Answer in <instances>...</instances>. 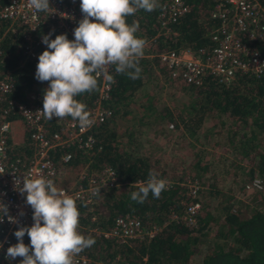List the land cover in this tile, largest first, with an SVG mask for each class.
Instances as JSON below:
<instances>
[{
	"label": "trees",
	"instance_id": "16d2710c",
	"mask_svg": "<svg viewBox=\"0 0 264 264\" xmlns=\"http://www.w3.org/2000/svg\"><path fill=\"white\" fill-rule=\"evenodd\" d=\"M184 1L187 4L186 12L167 24V28L174 33L160 32L156 18L158 8L152 12L141 9L135 15L127 17L129 24L138 22L136 35L146 40L144 55L139 59L142 71L140 78L133 80L124 74H118L115 67L110 66L108 75L113 76L114 82H111L105 100L110 113L92 131L95 146L98 145L99 149H95L87 160L79 149L67 147L71 157L66 162L59 158L64 148L50 153L59 174L71 166L82 169L86 165V169L93 170L101 163L112 166L116 174L117 184L100 192L93 203L76 201L80 212L79 231L95 240L92 247L84 250L88 257L85 264L107 262L115 255L129 264H264V205L262 209L254 208L251 212L242 214L237 204L229 199L227 191L217 182V176L227 180L230 178L231 181H242L243 183H239L240 188H245L247 183L256 178L259 186L252 187V192L254 195L259 194L258 203L264 202V69L258 75L236 72L228 82L219 81L210 74L205 75L199 84L170 76L155 53L179 47L209 48L211 40L208 30L218 22L209 17L212 0ZM259 1L264 5V0ZM21 30L22 26L19 24L13 22L9 25L8 20L0 19V74L9 71L12 81L11 90L1 96L0 107L6 106L10 99L26 102L29 92L48 87L47 81L35 79L30 63L23 60L20 51ZM49 31L50 39H54L56 33ZM254 44L264 57V38ZM156 70L165 72L169 80H176L189 92V99L175 101L173 108L168 109L158 107L153 104V100L146 98L144 103H140V108L147 113L148 121L150 117L156 121L163 120L171 123L179 132L185 129L189 134H194L207 117H213L214 112L221 118L224 115L231 123L225 131L223 150L232 155L235 161L238 159L247 164L248 169L243 177L239 178L233 171L228 175L230 162L226 156L219 155L213 161L206 162L200 161L192 153L194 155H191L187 167L168 168L162 156L137 152L133 147L120 143L121 137L116 130L118 118L130 113L128 104L132 101L134 91L145 79H150ZM96 90L97 88L77 97L87 106V110ZM11 107L5 117L16 119V108ZM138 120L142 124L146 122L140 118ZM126 134L131 136L132 132ZM134 138L137 139L136 136ZM29 151L28 139L23 136L21 144L12 143L8 156L25 158ZM150 171H155L160 178L168 181L167 189L158 199L149 193L143 203L132 201L130 193L138 190L140 184L146 183ZM184 177L195 179L199 195L203 192L211 199L208 204H204L193 226L186 224L178 216L172 217L173 213L180 215L184 203L190 200L186 188L179 184ZM203 180L205 186L201 188ZM123 214L136 217L143 228L152 225L158 228L142 239L115 240L103 235L101 231L107 229L116 216ZM204 240H207L208 245L199 248ZM23 242L30 243L27 234L23 237ZM21 259H0V264H19Z\"/></svg>",
	"mask_w": 264,
	"mask_h": 264
},
{
	"label": "built area",
	"instance_id": "2783aa9c",
	"mask_svg": "<svg viewBox=\"0 0 264 264\" xmlns=\"http://www.w3.org/2000/svg\"><path fill=\"white\" fill-rule=\"evenodd\" d=\"M212 2L209 17L217 19L218 22L211 26L207 33L211 40L210 47L161 50L155 53L159 62L165 65L170 76L179 77L192 84L201 83L203 77L209 74L223 82L231 80L236 72L258 75L264 69V57L254 42L264 38V5L259 0ZM49 4L54 8L51 9L54 12L48 15L47 12L35 13L28 6V0H0V19L8 20L9 25L15 22L22 26L20 51L23 60L30 63L33 72L36 70L38 55L47 47L42 43V36L53 30L56 35L64 33L68 39H74L73 29L82 19L80 0H49ZM159 5L156 18L160 32L174 33L167 28V24L182 16L187 10V4L184 0H159ZM97 79L96 95L88 108L94 120L90 127L80 126L78 121L71 117L45 119L39 111L42 110L44 89L29 92L26 102L10 99L7 100L6 106L0 107V168L5 171L0 174V202L8 206L9 214L18 221L11 223L5 217L3 222H0L1 260H8L5 258L7 247L17 243L14 231L20 226H31L33 223L31 207L25 203V196L14 187L15 178L20 179L22 187L23 176L42 175L52 179L58 189L76 198V201L87 204L93 203L100 192L117 184L115 171L107 163H101L93 170L86 169L85 165L78 171L72 185L64 184L59 181L60 174L50 156L51 151L64 148L59 158L66 162L71 157V152L66 148L72 146L79 149L89 160L95 149H99L98 145L95 146L92 131L110 113L105 100L111 82L104 74L98 75ZM11 86L9 71L0 74V99L3 93L11 90ZM11 106H14L18 113L16 119L5 117ZM16 120L22 122L23 136L28 139L30 151L25 158L8 156L10 146L14 143L11 140V132ZM51 125L53 128H50ZM183 179L184 182L179 184L186 188L190 200L185 203L181 201L184 203L182 212L180 215L173 213L172 217L178 216L186 224L193 226L200 210L198 182L187 177ZM256 186H259V182L254 178L245 188ZM94 190L100 192L93 195ZM21 211L23 215H20ZM157 228L155 225L143 228L136 217L123 214L116 216L112 224L101 232L115 240L142 239L151 235ZM74 259L75 264H85L88 261L84 251ZM96 264L129 263L115 255L110 261H99Z\"/></svg>",
	"mask_w": 264,
	"mask_h": 264
},
{
	"label": "clouds",
	"instance_id": "9594fccd",
	"mask_svg": "<svg viewBox=\"0 0 264 264\" xmlns=\"http://www.w3.org/2000/svg\"><path fill=\"white\" fill-rule=\"evenodd\" d=\"M28 6L35 13L54 12L49 0H28ZM79 7L82 19L73 29L74 39H68L64 33L54 39H50L51 32L42 36L47 47L38 55L35 79L48 82L39 110L45 119L71 117L80 126L90 127L94 123L91 113L77 97L94 91L100 74L114 82L113 76L107 74L110 66L130 79L140 78L139 59L144 55L146 40L136 35L138 22L129 24L127 17L141 9L152 12L160 5L158 0H80ZM4 172L0 168V174ZM20 184V179L15 178L14 187L31 207L33 223L14 231L17 243L7 247L5 258L21 257L19 264H75L74 258L95 243L93 237L79 231L76 198L42 175L23 176L22 187ZM167 187L165 179L150 171L146 183L131 192L130 199L143 203L149 193L158 199ZM99 192L94 190L92 194ZM23 214L21 211L20 215ZM5 217L18 223L9 214L8 206L0 202V222ZM25 234L29 244L23 242Z\"/></svg>",
	"mask_w": 264,
	"mask_h": 264
},
{
	"label": "rangeland",
	"instance_id": "374dc122",
	"mask_svg": "<svg viewBox=\"0 0 264 264\" xmlns=\"http://www.w3.org/2000/svg\"><path fill=\"white\" fill-rule=\"evenodd\" d=\"M148 97L153 100L154 105L156 104L158 107L172 109L175 101H187L189 99V92L181 87L176 80H169L165 72L156 70L150 79H145L143 84L134 91L132 101L128 104L130 113L118 118L116 130L120 134V143L122 145L127 147L131 146L133 150L137 152L152 154L155 157L162 156L168 164V168L171 166L176 168L177 166L180 167L184 165L187 167L191 160V155H194L192 153H195L197 157L200 158V161L206 162L213 161V158L219 155L226 156L227 161L230 162H227L228 172H226L228 175L231 174L232 171L236 173L239 178L245 175L248 169L247 164L238 159L235 161L232 155L223 150L224 135L228 128L227 125L231 123L230 119H225L226 117H224V115H222V118L221 116H216L218 114H214L217 113L214 112L213 117H207L196 133L189 134L185 129L179 132L178 129L169 122L166 123L163 120L156 121L152 117H150L148 121L147 113L144 111L142 112L140 108V103H144ZM143 115L145 116L143 117ZM139 118L146 122L144 124L139 123ZM220 128H222V131ZM232 128L233 125L231 124V129ZM128 132H132V135L128 136L126 134ZM135 136L137 138L136 140L134 138ZM179 167L178 169H180ZM209 167H212V163L209 164ZM79 170L80 169L72 168V166L63 170L60 173L59 181L67 185H72ZM226 172L225 174H227ZM208 173L210 174V171H208ZM217 182H219V186L223 190L227 191L229 199L231 198L235 205L237 204V208H239L242 214H247L254 208L261 207L262 209L264 202L262 204L257 202V200L260 199L258 197L259 194L254 195L252 188H240L239 183H243L242 181H231L230 178L227 180L217 176ZM200 186L204 188L205 180L200 183ZM199 200L200 213L202 212L204 204H208L211 199L206 197L202 192V194L199 195ZM207 245V240H204L202 244L199 245V248L202 246L206 247Z\"/></svg>",
	"mask_w": 264,
	"mask_h": 264
},
{
	"label": "crops",
	"instance_id": "0c3cea01",
	"mask_svg": "<svg viewBox=\"0 0 264 264\" xmlns=\"http://www.w3.org/2000/svg\"><path fill=\"white\" fill-rule=\"evenodd\" d=\"M17 136V138H16ZM15 137V139H14ZM11 140L16 143V144H21V142L23 141V132H22V122L21 121H18L16 120L14 122V128L11 132Z\"/></svg>",
	"mask_w": 264,
	"mask_h": 264
}]
</instances>
